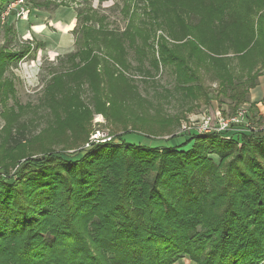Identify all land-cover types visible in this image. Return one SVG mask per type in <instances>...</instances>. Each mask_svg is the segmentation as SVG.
<instances>
[{
	"label": "trees",
	"instance_id": "1",
	"mask_svg": "<svg viewBox=\"0 0 264 264\" xmlns=\"http://www.w3.org/2000/svg\"><path fill=\"white\" fill-rule=\"evenodd\" d=\"M10 2L0 0L6 6ZM146 2L151 8H144L143 14L166 11L159 0ZM163 3L173 5L174 13L178 3L181 12L197 20L174 21L178 33L169 34L183 48L158 41L159 54L174 64L178 82L195 79L188 77L193 72L189 61L197 66L203 62L221 79L217 92L230 99L233 111L247 103L249 90L263 74L257 66H264V0ZM127 9L126 4L125 13ZM146 24L162 26L157 18ZM135 25L130 18L119 34L130 36L129 43L142 54L151 47L142 36L143 43L137 45ZM81 32L82 39L76 41L80 49L68 56L86 63L91 83L98 78L97 65L107 69L110 61L124 68L117 37L109 42V33H103L107 43L100 46L85 28ZM24 54L1 53L0 72L7 60ZM233 59L242 64L236 75L229 74L226 64ZM194 90H202V85L186 89L189 94ZM250 104L256 109V102ZM255 117L252 122L259 121ZM247 126L249 130L229 138L220 132H193L178 146L113 140L72 153L48 148L33 156L37 152L21 151L9 163L0 161V264L264 261V125ZM10 139L16 145L25 140L15 135ZM210 152L219 156L218 163L207 156Z\"/></svg>",
	"mask_w": 264,
	"mask_h": 264
},
{
	"label": "rangeland",
	"instance_id": "2",
	"mask_svg": "<svg viewBox=\"0 0 264 264\" xmlns=\"http://www.w3.org/2000/svg\"><path fill=\"white\" fill-rule=\"evenodd\" d=\"M34 2L23 0L16 5L13 0L7 6L0 4V55L4 51L25 52L22 57L7 60V67L0 72L1 162H11V156L21 151L37 152L33 156H39L42 149L48 148L54 152L72 153L88 149L87 144L113 140L147 147L178 146L185 138L192 137L193 132L202 136L220 132L229 138L235 137L237 132L249 130L248 124L250 127L264 125L263 109L258 111L257 103L256 109L251 108L249 94L247 103H241L232 110L230 99L217 92L221 79L212 67L203 62L197 66L192 59L189 67L193 72L188 77L195 79L184 84L176 79L174 64L163 61L158 51L160 39H164L170 48L184 47L181 41H173L169 34V31L173 35L178 33L179 28L174 27V21L178 17L182 21H197L196 16L181 12L178 3L175 13L173 5L167 4L166 7L164 0H159L158 6L166 11L143 14L144 8H151L146 0ZM126 4L128 9L125 13ZM20 7L28 11L26 17L16 15ZM7 8L10 12L5 16ZM260 13L264 17V10ZM56 16L72 19L74 26L66 31L67 39L61 41L57 38L59 34H55L53 43L52 37L46 38L33 31L35 20L46 17L48 23L50 17ZM130 18H134L135 28L139 27L137 45L143 43L142 37H147V45L152 50L147 47L142 54L136 53L129 43L130 36L119 34L124 32ZM155 18L162 26L157 28L156 25L146 24L155 22ZM234 21L240 20L236 18ZM49 28L54 33H61L57 26ZM82 28L89 31L100 46L106 42L103 33H109L106 35L109 42L110 38L117 37L119 49L124 54V68L112 65L110 61L107 69L97 65L94 71L98 78L91 83L89 69L84 68L86 63L78 64V57L68 56L80 49L76 41L82 39ZM48 41L55 47L49 48ZM226 64L232 75H236L242 67L235 59ZM257 70L264 74V66L258 65ZM197 77L200 81H196ZM195 84L202 85V90L189 94L186 89ZM240 109L244 110V115L236 122H229ZM253 115L260 117L258 122L251 121ZM205 119H209L211 125V130L207 132H203L201 127ZM218 119L228 121V128L213 130L219 125ZM14 135L25 140L16 145L10 139ZM207 156L218 163L217 154L210 152ZM14 168H10L11 175ZM50 239L47 238V241ZM177 264L195 263L183 258Z\"/></svg>",
	"mask_w": 264,
	"mask_h": 264
},
{
	"label": "crops",
	"instance_id": "3",
	"mask_svg": "<svg viewBox=\"0 0 264 264\" xmlns=\"http://www.w3.org/2000/svg\"><path fill=\"white\" fill-rule=\"evenodd\" d=\"M30 19H28L27 21H30ZM46 21H47L46 17L37 19L32 24V28H34L33 30L34 32L35 30L36 32H40L39 34H41V36H44L46 38L52 37L53 43H55V40H56V39L54 40V38H56L55 34L60 35V36L58 35L57 38L60 39L61 41L65 40V38L67 39L66 31H69L74 26L71 18L70 19L59 18V16H56V17H50V19L48 20L49 21L48 23ZM50 26H52L53 28L57 26L58 29H61L60 31L61 33H54V31H51V29L49 28ZM48 47L51 48L55 46H53V44L50 41H48ZM249 100L251 102L257 103V106L259 108L258 111L261 112L263 109V112H264V74H261L260 76H258L257 85L254 88L249 90ZM178 262H176L175 264H177Z\"/></svg>",
	"mask_w": 264,
	"mask_h": 264
},
{
	"label": "built area",
	"instance_id": "4",
	"mask_svg": "<svg viewBox=\"0 0 264 264\" xmlns=\"http://www.w3.org/2000/svg\"><path fill=\"white\" fill-rule=\"evenodd\" d=\"M16 1V5H19L20 3L23 2V0H15ZM10 12V10L7 8L6 10V13H5V16L8 15V13ZM28 14V11L23 8V7H20V9H18V11L16 12V15L19 17V18H23V17H26V15ZM244 115V110L243 109H240L238 111V113L231 117L228 121L229 122H236L237 121V118L239 117H242ZM228 121L226 120H223V119H218V127H213V130L216 129V131H220V130H224V129H227L228 128ZM201 127L204 128V131L203 132H207V131H210L211 129V125L209 123V119H205V121L203 122V124L201 125ZM200 132V131H199ZM97 136V135H96ZM100 136V135H99ZM94 138L97 139V137L94 136ZM108 139V138H107ZM105 139V140H107ZM103 140V141H105ZM98 140H95V142H97ZM89 146V144L86 145V147ZM258 264H264V261H261L260 263Z\"/></svg>",
	"mask_w": 264,
	"mask_h": 264
}]
</instances>
